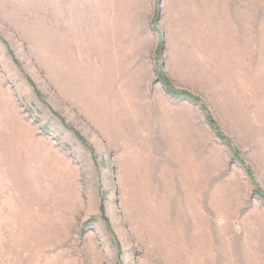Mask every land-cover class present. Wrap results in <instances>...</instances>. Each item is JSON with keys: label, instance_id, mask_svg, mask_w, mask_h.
Listing matches in <instances>:
<instances>
[{"label": "rangeland", "instance_id": "rangeland-1", "mask_svg": "<svg viewBox=\"0 0 264 264\" xmlns=\"http://www.w3.org/2000/svg\"><path fill=\"white\" fill-rule=\"evenodd\" d=\"M261 191L264 0H0V264H264Z\"/></svg>", "mask_w": 264, "mask_h": 264}, {"label": "trees", "instance_id": "trees-1", "mask_svg": "<svg viewBox=\"0 0 264 264\" xmlns=\"http://www.w3.org/2000/svg\"><path fill=\"white\" fill-rule=\"evenodd\" d=\"M176 94H179V95H182L183 97H185V96H188V94H186V92H176ZM175 94V95H176ZM214 126H216L215 125V122H214ZM225 141H227L228 143H230V141L226 138V137H222ZM261 195L262 196H264V193L261 191Z\"/></svg>", "mask_w": 264, "mask_h": 264}]
</instances>
